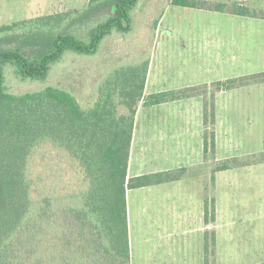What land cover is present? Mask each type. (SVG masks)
<instances>
[{
    "label": "trees",
    "instance_id": "trees-1",
    "mask_svg": "<svg viewBox=\"0 0 264 264\" xmlns=\"http://www.w3.org/2000/svg\"><path fill=\"white\" fill-rule=\"evenodd\" d=\"M170 4L264 21V11L237 3L171 0ZM138 5L139 0H89L80 10L0 26V264H131L127 191L180 182L189 175L179 168L128 178L139 104L151 108L198 96L190 88L144 97L149 61L115 67L96 86L88 108L60 87L22 94L5 87L6 68H13L22 81L43 83L64 55H95L111 34L131 32L130 14ZM260 83L264 73L218 84L228 91ZM202 121L205 160L215 150L216 124L213 108L206 104ZM44 145L68 157L74 168V190L35 193L29 163ZM259 164H264V153L214 161L212 192L217 174ZM215 221V199L206 194L203 223ZM204 235V264H208L216 239L214 231Z\"/></svg>",
    "mask_w": 264,
    "mask_h": 264
},
{
    "label": "rangeland",
    "instance_id": "rangeland-1",
    "mask_svg": "<svg viewBox=\"0 0 264 264\" xmlns=\"http://www.w3.org/2000/svg\"><path fill=\"white\" fill-rule=\"evenodd\" d=\"M88 1L0 0V26L80 10ZM199 1L225 5L237 3L264 11V0ZM170 2L139 0V5L130 14V33L111 34L91 57L64 55L51 68L43 83L22 81L14 75L13 68H6L5 87L14 94L46 86L60 87L71 92L83 108H88L95 99L96 86L115 67L146 60L150 62L151 79L156 82V90L193 88L201 106L206 104L213 108L216 122L221 118L224 130L231 127V131H221L220 136L217 134L214 153L208 154L199 166V181L191 179L178 186L164 184L159 193L151 190L152 195H149V189L131 190L127 194L131 264H204V234L207 230L209 233L214 231L216 239L214 254L209 252L207 255L208 264H262L264 164L217 174L213 192L208 175L214 161L244 159L264 153V83L228 91L218 84L264 73V21L227 18L217 12L182 8ZM222 19L239 20L229 23ZM215 28L231 30V35L223 39L235 41L237 49L218 51L215 47L220 36H214ZM252 35L258 42H249ZM240 100H257L261 107H253V111L246 107V111L238 105ZM180 105L176 109L181 110ZM138 107L140 114L161 112L155 107L145 108L142 103ZM187 108L196 109L193 106ZM163 112L174 110L168 107ZM32 157L29 174L36 194L47 189L57 192L75 189L74 168L60 150L44 145ZM187 170L189 175L184 179L192 178L194 173L193 169ZM206 194L215 199L216 221L211 225L214 228L204 229L200 200ZM208 241L211 242L210 234Z\"/></svg>",
    "mask_w": 264,
    "mask_h": 264
},
{
    "label": "crops",
    "instance_id": "crops-1",
    "mask_svg": "<svg viewBox=\"0 0 264 264\" xmlns=\"http://www.w3.org/2000/svg\"><path fill=\"white\" fill-rule=\"evenodd\" d=\"M201 11V10H199ZM210 12V11H204ZM216 13V12H211ZM220 15H226L227 18H243L238 16H233L229 14L217 13ZM223 22H238L239 19H222ZM242 20H248V22H252V20L245 18ZM231 30H222L220 28H215L213 30L214 36H220L218 40H216L217 50H235V41L231 42L230 40L227 42L223 38L231 35ZM249 42H258V39L252 35L249 39ZM261 44V43H260ZM152 71L150 68V62L148 66V72L145 82L144 88V97L163 92L162 90H156V82L151 79ZM258 85V84H257ZM255 85H251L248 87H243L239 89L254 87ZM235 90V89H234ZM197 97L191 98L190 100H182L178 102L166 103L159 106H155L157 110L161 112H157L158 114H140L139 107L137 108L134 122V132L132 136L129 163H128V178H133L141 175L152 174L157 172L170 171L173 169L185 168V169H193L194 173L192 174V178L189 177L187 179H182L180 182L172 183V184H183L189 181H199L200 175L199 166L204 163L203 156V134L205 131V127L202 121V110L199 99ZM141 104V103H140ZM181 104V110L176 109V106ZM242 106L241 108L250 107V111H253V107L258 108L261 107L260 101L250 100L243 101L240 100L239 104ZM188 106H193L196 109L194 111L188 109ZM168 107L174 112H163L168 109ZM154 108V107H153ZM154 108V109H155ZM240 110V109H239ZM248 111V109H246ZM260 111L262 109L260 108ZM223 120L219 118L214 127V133L216 138V146H217V138L221 131L230 132L231 127H228L227 130L222 127ZM218 134V135H217ZM227 136L228 134H225ZM220 136V135H219ZM229 136V135H228ZM197 167V168H196ZM210 177V174L208 175ZM216 181V177H215ZM164 186V185H163ZM162 185L142 188L149 189V195H152L151 190H155L158 193L162 191L164 188ZM131 190L127 191V194ZM126 194V197H127ZM200 208L202 209V217H203V200H200ZM191 213L193 212L190 209ZM218 212V209H217ZM191 213L189 217L191 216ZM218 216V214H217ZM189 219V218H188ZM212 225V224H211ZM203 225V228H214L213 226ZM215 225V224H214ZM214 230V229H210ZM208 231V230H207Z\"/></svg>",
    "mask_w": 264,
    "mask_h": 264
}]
</instances>
